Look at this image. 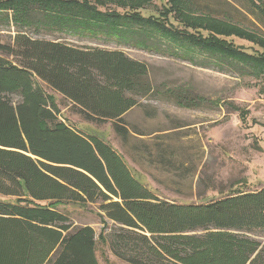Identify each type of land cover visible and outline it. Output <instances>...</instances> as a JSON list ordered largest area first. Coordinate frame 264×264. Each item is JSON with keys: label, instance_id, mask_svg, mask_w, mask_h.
<instances>
[{"label": "trees", "instance_id": "16d2710c", "mask_svg": "<svg viewBox=\"0 0 264 264\" xmlns=\"http://www.w3.org/2000/svg\"><path fill=\"white\" fill-rule=\"evenodd\" d=\"M120 1L123 13L101 10L103 0H0V11L24 12L23 25L34 31L62 26L74 36L152 52L161 51L163 35L175 37L181 26L197 33H187L193 41L183 43L186 50L252 64L264 75V56L227 40L233 35L259 44L257 35L211 26L203 36L197 18L185 13L184 6L195 12L192 0H168L163 23L143 16L151 0ZM263 5L256 8L264 17ZM11 39L0 38V54L12 58L0 57V196L11 199H0V264H100L98 240L127 264H264V243L251 236L264 232V188L206 204L161 200L109 144L62 120L42 85L70 102L83 121L112 122L127 140L125 117L151 91L146 63L120 50L33 38L22 29ZM66 204L98 206L104 225L99 238L58 210Z\"/></svg>", "mask_w": 264, "mask_h": 264}, {"label": "rangeland", "instance_id": "374dc122", "mask_svg": "<svg viewBox=\"0 0 264 264\" xmlns=\"http://www.w3.org/2000/svg\"><path fill=\"white\" fill-rule=\"evenodd\" d=\"M103 1L101 10L124 12L120 0ZM192 1L195 12L184 6L185 13L197 18L203 36L210 35L206 28L211 26L226 34L238 26L244 33L256 34L259 44L253 42L254 38L250 41L233 35L227 40L253 56H264V17L256 8L264 0ZM165 5L168 0H151L141 11L145 18L154 17L163 23ZM16 11H0V38L4 42L11 41L16 31L22 29L33 38L120 50L148 65L151 91L125 117L131 131L127 140L115 133L112 122L96 125L83 121L70 102L42 85L54 97L62 120L109 144L123 157L133 175L161 200L206 204L234 193L264 188V75L255 71L252 64H227L220 55L214 56L218 54L199 48L186 50L183 43L193 41L187 33H197L177 26L173 14L169 18L177 26V34L163 35L161 51L152 52L102 37L74 36L63 32L62 26L39 27L34 31L36 27L23 25L20 16L25 13ZM140 26L147 29L146 24ZM0 57L12 59L1 54ZM10 98L19 101L17 96ZM0 199L11 200L1 196ZM57 208L71 218L75 227L90 226L99 238L104 225L97 205L66 204ZM108 224L109 232L113 222ZM251 236L264 243V232ZM97 257L100 264H127L114 257L99 240Z\"/></svg>", "mask_w": 264, "mask_h": 264}]
</instances>
